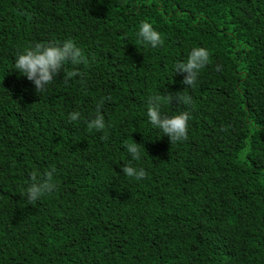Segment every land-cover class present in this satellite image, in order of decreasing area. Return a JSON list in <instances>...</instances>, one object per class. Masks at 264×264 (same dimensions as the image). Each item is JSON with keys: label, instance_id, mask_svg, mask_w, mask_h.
<instances>
[{"label": "trees", "instance_id": "obj_1", "mask_svg": "<svg viewBox=\"0 0 264 264\" xmlns=\"http://www.w3.org/2000/svg\"><path fill=\"white\" fill-rule=\"evenodd\" d=\"M65 39L86 62L36 93L15 56ZM194 46L209 63L187 88L174 65ZM183 90L192 105L162 108L190 117L170 143L146 100ZM132 140L139 181L121 169ZM50 168L56 189L29 202ZM0 264H264V0H0Z\"/></svg>", "mask_w": 264, "mask_h": 264}, {"label": "clouds", "instance_id": "obj_2", "mask_svg": "<svg viewBox=\"0 0 264 264\" xmlns=\"http://www.w3.org/2000/svg\"><path fill=\"white\" fill-rule=\"evenodd\" d=\"M137 40L151 48H157L162 44V35L156 30L151 22L141 21L135 33ZM86 56L82 49L71 39L62 42H36L31 47L18 52L14 59V69L21 76L32 83L36 93L43 92L49 84L57 77L66 63L73 65L86 62ZM209 63V51L201 46H194L187 54V58L174 65V72L181 74V83L190 88L197 82L201 71ZM173 101L177 104L192 105L193 99L185 91H179L175 95L150 94L146 100L147 121L153 129L158 130L166 136L170 143L180 142L186 139L188 131L189 113L178 112L173 115L162 111L164 105H171ZM102 101L97 104L96 114L86 121V128L89 131H103L106 128L104 116L100 113ZM80 116L79 112L69 113V119L76 121ZM161 136V137H162ZM128 155V163L121 167L123 176L135 179H143L146 171L143 167L137 166L136 161L142 159L143 144L132 140L124 145ZM56 169L50 168L44 173L43 179L37 180L33 175L32 182L27 185L25 197L29 202H35L56 189L54 182Z\"/></svg>", "mask_w": 264, "mask_h": 264}]
</instances>
